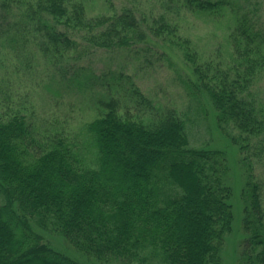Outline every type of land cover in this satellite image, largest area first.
Masks as SVG:
<instances>
[{"label":"trees","instance_id":"trees-1","mask_svg":"<svg viewBox=\"0 0 264 264\" xmlns=\"http://www.w3.org/2000/svg\"><path fill=\"white\" fill-rule=\"evenodd\" d=\"M88 1L97 0H0L9 42L32 39L54 64L80 48L125 49L149 34L178 48L194 77L178 73L187 95L210 98L218 128L243 155L241 264H264L262 188L248 154L264 134V105L251 92L264 71V27L250 0H147L149 12L124 6L95 16ZM188 14L225 29L228 60L202 59L180 33ZM122 77L102 82L103 112L80 125L57 118L37 125L25 96L12 104L0 93V264H82L37 227L101 263L225 264L234 221L226 151L192 145L175 108L154 106Z\"/></svg>","mask_w":264,"mask_h":264},{"label":"rangeland","instance_id":"rangeland-1","mask_svg":"<svg viewBox=\"0 0 264 264\" xmlns=\"http://www.w3.org/2000/svg\"><path fill=\"white\" fill-rule=\"evenodd\" d=\"M113 1L112 10L103 0L88 1V15L95 16L114 10L120 12L124 6L141 12H149L150 8L147 0ZM250 2L256 9L259 24L264 27V0ZM154 12L159 15L161 10L155 7ZM3 17L0 12V93L10 94L13 97L12 104H16L20 96H25L22 100H27L26 103L32 107V119L37 125H44L55 118L65 121L67 126L80 125L99 116L103 110L96 107V102L97 97L105 91L102 82L108 81L113 74L123 73L122 84H126L127 77H130L151 99L154 106L173 107L179 112L186 120L192 145L210 146L226 151L230 164L228 182L233 188L231 203L234 221L232 230L225 238L223 258L225 264H241L243 243L247 235L243 227V155L239 146L232 143L218 128L216 112L210 98L205 95L201 103L192 100L181 85L178 73L194 78L182 52L149 34L145 42L135 43L125 49L109 50L90 46L80 48L54 64L32 39L25 46L9 42V26L5 23L9 18L6 20ZM180 21V33L192 40L202 59L220 53L224 61L228 60L226 31L217 21L191 14ZM76 76L80 79H74ZM251 92L257 102L264 105V71L256 77ZM112 94L117 95L115 88ZM238 133V130H234V134ZM248 151L255 178L262 188L264 206V134L252 138ZM37 229L49 245L82 264H117L115 261L101 263L89 258L70 245L61 234L38 227Z\"/></svg>","mask_w":264,"mask_h":264}]
</instances>
